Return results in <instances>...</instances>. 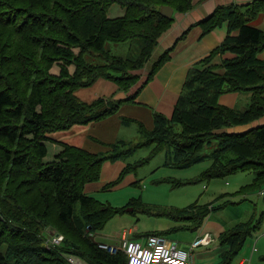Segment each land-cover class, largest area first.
Returning a JSON list of instances; mask_svg holds the SVG:
<instances>
[{
	"label": "trees",
	"instance_id": "trees-1",
	"mask_svg": "<svg viewBox=\"0 0 264 264\" xmlns=\"http://www.w3.org/2000/svg\"><path fill=\"white\" fill-rule=\"evenodd\" d=\"M113 4L125 12L111 17ZM162 5L172 6L174 15L164 16ZM192 8L193 0H0V264H70L65 252L89 264H127L123 251L107 252L88 231L103 230L113 218L127 213L128 207L134 208L131 214L142 211L190 221L188 228L193 230L201 227L215 210L213 203L168 208L149 206L139 196L116 206L85 192L87 183L100 179L106 161L121 159L136 148L154 145L148 156L128 164L106 188L120 184L127 174L171 146L173 163L181 168L206 159L211 163L192 180L164 177L157 182L179 186L242 171L255 177L222 196L247 195L264 187V122L243 132L220 131L264 118V61L258 57L264 51V29L249 24L264 12V0L219 6L200 21L203 35L227 21L231 30H240L237 36L228 35L203 63L221 51L231 50L236 56L218 66L192 67L172 118L156 113L157 126L148 138L133 146L113 143L101 153L62 143L64 149L54 161L44 160L49 133L117 113L123 102L136 99L140 88L170 59V50L154 63L137 92L125 99L99 97L86 102L75 92L100 78L129 92L141 79L136 71L149 61L177 14ZM109 42L130 43L129 54L113 53ZM56 63L58 73L52 71ZM70 66H75L74 72ZM236 91L253 92L248 109L220 103L222 94ZM49 225L66 236L50 248L44 236ZM253 228V222L245 220L220 233V244L227 246L222 264H231ZM172 231L178 227L149 233Z\"/></svg>",
	"mask_w": 264,
	"mask_h": 264
},
{
	"label": "crops",
	"instance_id": "crops-1",
	"mask_svg": "<svg viewBox=\"0 0 264 264\" xmlns=\"http://www.w3.org/2000/svg\"><path fill=\"white\" fill-rule=\"evenodd\" d=\"M253 1L255 0H193V8L186 13L177 14L173 27L170 30L164 32L160 37L153 55L151 56L149 61L141 70L136 71V73L141 75V79L136 85L131 88L129 92L121 91L117 83L105 78H100L92 86L80 88L75 92V94L80 99L86 102H92L99 97H114L115 99H125L127 98V96H131L137 92V90L147 80L153 64L166 50L169 49L171 56L170 59L162 65V67L156 72L153 78L146 85H144L142 89L140 88L139 94L137 95L136 99L134 101L123 102L117 113L104 119L92 121L88 124H75L67 130L54 131L49 133L48 136L50 137V140L46 141L48 154L45 157V160L48 156H50L51 159L47 161L54 160L56 158V155L64 149L62 143L79 146L94 153H101L110 149V145L113 143L125 142L126 144L133 146L132 144H137L138 142L148 138L151 132H153L157 126V120L155 117L156 113L165 115L168 118H172L175 106L181 95L189 71L192 67H200L201 69H203L211 65L218 66L224 59L233 58L236 56V53L231 50L221 51L217 53V55H215L209 63H203L202 61L204 60V58L210 56L212 51L218 48L228 35L237 36L240 30H231L230 24L227 21L222 26H218L206 35H203V27L200 25V21L210 16L219 6H244ZM115 11H118L119 14L120 12H125L124 8H117L115 9ZM249 24L264 29V12H261L255 19L250 21ZM127 47L129 49L128 45ZM258 57L259 59L264 61V51L259 52ZM218 70L223 72V69L221 68H218ZM252 95L253 92L251 91L228 92L221 95L220 103L230 108L243 111L248 109V107L250 106ZM263 122L264 118L254 123L229 126L221 129L220 131L243 132L254 126L260 125ZM141 123L144 125V127L141 125ZM153 147L154 145L136 148L134 151H131L129 155H125V157H122L121 159H118L116 161H106L102 166L100 179L98 181L87 183L85 185V192L87 194L97 195L98 198H102L100 196L104 195H101V193L106 192L104 190L109 189L108 187L106 188V186H108L111 181L117 179L122 170L126 168L128 164L135 163L148 156L151 153ZM143 148L148 149L149 151L147 153L140 152V154H137L138 150ZM164 150L165 149L159 152V154L155 156L148 164L150 165L156 157H160L161 159L159 162L155 160V162H153V164L149 168L151 172H153L151 179L155 183H162L157 181L164 177H175L180 179L192 180L209 167V165H207L205 169L200 171V173H197L198 175L195 174L192 177H179L178 175L172 173L174 169H183L174 164L175 162L173 163L175 155L173 147L171 146L166 148V152L162 154ZM136 154L137 156H135ZM207 160L208 159H206L205 161ZM163 167L171 168L173 170L168 174H163ZM144 172L145 170H142L141 172L134 171L127 174L120 184L113 186L109 189V191H127L128 189L135 190L133 188V185L142 188L144 185V187H146L145 184H143ZM253 175L254 176L251 178L250 182L255 177V173H253ZM250 182H238V184H241V187ZM171 186L174 187L172 183ZM240 187L237 190H239ZM151 190L152 189H147L145 191L150 192ZM144 192H141L142 194H140L141 197H143L142 199H144L145 196L143 195ZM131 198L133 199L138 197H127L123 203H118L120 205L114 204L111 199H107L106 201H109L116 206H124L129 202ZM143 201L149 206H153V204H150L145 200ZM191 204L193 203H190L189 205ZM189 205L185 207H188ZM164 207L184 208L183 206L173 205H164ZM155 216L164 217L160 215ZM167 218H170L166 220L169 221L167 222V224H163L164 221L162 223L158 222L153 225V228L144 233L137 232L134 227L129 228L132 233L128 234V236L134 238L143 237L147 236L148 234H150L149 232L152 231L162 232L175 227H178V230H193L188 228V226H190L191 224L190 221H178L173 217ZM210 221L211 219L209 220V217L208 219H205V224L203 223L204 225L199 227L200 230L195 235V237L202 234L203 232H210L214 236L216 235L215 238L219 237L220 233L223 232L225 228L223 226H220L218 228H211L209 227ZM181 226L183 227L179 229V227ZM222 227L223 230L221 229ZM122 228L124 227H121L120 229ZM117 231L118 229L105 235L101 234L100 237L104 242L117 243L119 239L116 238V235L114 234V232ZM139 234H142V236H139ZM220 247L222 249V252L227 249V246H223L222 244L220 245ZM255 249L257 250L258 248L255 247ZM247 253L248 252H246L245 254ZM78 261L80 262V260ZM246 262L247 256L245 255L239 259L238 264H246Z\"/></svg>",
	"mask_w": 264,
	"mask_h": 264
},
{
	"label": "rangeland",
	"instance_id": "rangeland-1",
	"mask_svg": "<svg viewBox=\"0 0 264 264\" xmlns=\"http://www.w3.org/2000/svg\"><path fill=\"white\" fill-rule=\"evenodd\" d=\"M117 8L120 9L122 7L118 4H113L111 6V8L109 9V15L111 17L123 14L122 12H120L119 14L118 11H115V9ZM127 45L129 46L130 43H108L109 49L113 53L120 55L129 54L130 48L128 49ZM70 70L71 72H74L75 66H70ZM52 71L54 73H58L59 64L55 65ZM165 150L162 154L166 152ZM148 151V149L143 148L138 150L137 154H140V152L147 153ZM137 154L135 156H137ZM50 159V156H48L46 160L44 158L45 162H51L55 160L54 159L51 161H47ZM155 160L159 162L161 159L160 157H156L150 165L142 167L138 170L139 172L145 170L143 184H145L146 187H144V185L143 188L133 185V188L135 190L128 189L127 191H109V189L112 187H108L109 189L104 190L106 192L101 193V195L104 196H100L102 197L100 199L104 201H106L107 199H111L114 204L120 205L118 203H123L127 197H139L141 196L140 194H142L141 192H144L147 189H152L150 192L145 191L143 193V195H145L143 200L159 207H164V205L185 207L190 203H198L201 205L213 203L216 208L210 213V215L206 217L207 219L209 217V220L211 219V221L209 222V227L218 228L220 226H223L225 229H230L245 220H247L248 222L252 221L254 225L252 232L248 234L240 252L234 256L231 264H238L239 259L245 255L247 256L246 264H264V194L260 193V191H264V187L261 190H256L255 192L247 195L222 196V194L232 193L237 190L241 185L238 184V182H250L251 178L254 176L253 173L241 171L238 173L230 174L229 176L222 179H213L211 181H209V179H200L198 182H189L187 184H181L179 186L172 187L171 183L162 182L158 184L153 182V180L151 179L153 172H151L149 168L153 164V162H155ZM210 163L211 160H207L202 163L200 162L199 164L193 165L190 168H183L182 170L174 169V171H172L173 169L171 168L163 167V174H168L172 171V173L178 175L179 177H192L193 175L200 173V171L205 169L207 165H210ZM167 191L171 193H168ZM168 219L170 218L158 217L145 212H137V214H131L127 212L123 215H118L114 219L109 221L106 227L97 233L98 239L102 241L100 237L101 234L105 235L111 233L116 229H118L117 232H114L116 238L119 237L120 232L124 228L129 229L134 227L137 232L144 233L153 228V225L158 222L162 223L164 221L163 224H167V222L169 221L166 220ZM121 227L124 228L120 229ZM223 227L221 228L222 230ZM199 230L200 228L198 230L172 231L166 233L165 236L170 240H175L177 242L179 241L178 243L181 248H187L195 240V235ZM58 232L61 233L57 229V227L52 225L47 226L44 230L46 244H51L53 241L52 235ZM62 235L65 236V234ZM215 237H213V240L208 247L202 246L196 250L195 264L223 263V259L221 258L222 249L220 247V240H218L219 237ZM65 239H63L62 242H64ZM255 247H257L258 249L256 250ZM2 250L5 251L6 249L4 248ZM246 252L248 253L245 254ZM63 255L70 262V264H78V260H81V262H85V259L82 260L81 257L70 252H65Z\"/></svg>",
	"mask_w": 264,
	"mask_h": 264
},
{
	"label": "built area",
	"instance_id": "built-area-1",
	"mask_svg": "<svg viewBox=\"0 0 264 264\" xmlns=\"http://www.w3.org/2000/svg\"><path fill=\"white\" fill-rule=\"evenodd\" d=\"M52 238V243L46 244L49 248L60 244L65 237L58 232ZM212 240L213 235L204 232L189 247L181 248L177 241L158 234L149 235L145 240H129L123 235L118 245L100 243L99 247L111 253L124 251L128 257L127 264H194V252L202 246H208Z\"/></svg>",
	"mask_w": 264,
	"mask_h": 264
},
{
	"label": "water",
	"instance_id": "water-1",
	"mask_svg": "<svg viewBox=\"0 0 264 264\" xmlns=\"http://www.w3.org/2000/svg\"><path fill=\"white\" fill-rule=\"evenodd\" d=\"M161 12L166 17H172L174 15V8L170 5H162L161 6ZM133 207L127 208V211L133 210Z\"/></svg>",
	"mask_w": 264,
	"mask_h": 264
}]
</instances>
